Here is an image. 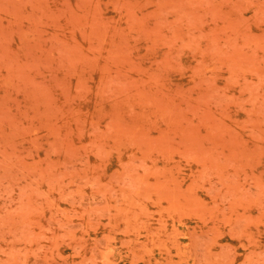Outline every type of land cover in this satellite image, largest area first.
I'll return each mask as SVG.
<instances>
[{
	"label": "rangeland",
	"instance_id": "1",
	"mask_svg": "<svg viewBox=\"0 0 264 264\" xmlns=\"http://www.w3.org/2000/svg\"><path fill=\"white\" fill-rule=\"evenodd\" d=\"M0 264H264V0H0Z\"/></svg>",
	"mask_w": 264,
	"mask_h": 264
}]
</instances>
